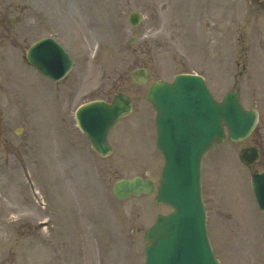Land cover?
Wrapping results in <instances>:
<instances>
[{
  "label": "rangeland",
  "instance_id": "rangeland-1",
  "mask_svg": "<svg viewBox=\"0 0 264 264\" xmlns=\"http://www.w3.org/2000/svg\"><path fill=\"white\" fill-rule=\"evenodd\" d=\"M19 7L24 22L8 25ZM132 10L144 13L136 27L127 21ZM263 14L246 0H0V264H143V233L169 207L155 193L117 200L112 186L123 176L160 177L145 95L153 80L184 68L205 75L219 99L235 88L260 111L249 137L227 138L205 156L202 184L222 263L264 264V212L250 182L264 169ZM45 35L75 60L66 80L52 82L24 59ZM137 66L151 71L143 85L130 77ZM117 91L132 96L134 110L111 131L114 151L104 157L74 126V113ZM250 145L261 149L253 168L238 156Z\"/></svg>",
  "mask_w": 264,
  "mask_h": 264
},
{
  "label": "water",
  "instance_id": "water-1",
  "mask_svg": "<svg viewBox=\"0 0 264 264\" xmlns=\"http://www.w3.org/2000/svg\"><path fill=\"white\" fill-rule=\"evenodd\" d=\"M135 21L137 23L139 19L136 18ZM47 42L52 47L48 50L51 54L46 51L41 52L43 43L38 42L30 49L28 57L44 73L53 79H59L67 68L54 70L49 60L54 56L53 49L59 55L61 63L65 57L58 52V47L56 48L53 42ZM148 76L145 69L133 72V78L138 83L145 81ZM147 96L158 112L160 146L167 153L165 177L177 175V194L174 197L163 194L162 198L170 202L178 198L179 210L171 217L160 218L158 224L146 234L153 242L152 246L147 248L150 258L147 264H167L169 254L182 238H200L206 242L203 210L199 197L200 209L196 216L191 206L197 196L193 189L199 192L200 163L204 153L211 145L219 144L224 138V123L229 126L230 136L233 139H241L252 128L257 114L254 110L249 112L243 110L236 92H229L223 102H216L204 85L203 78L194 75L179 76L171 84L159 81L150 87ZM130 108V98L118 94L111 104L98 101L88 104L79 112L80 124L98 151L103 154L110 152L107 134ZM258 156V150L254 147L241 151L242 159L249 165L253 164ZM148 183L149 181L144 182L140 177L122 179L116 182L115 194L125 198L133 193H140V190L150 191L151 184ZM255 183L256 193L259 199H262L264 174L259 175ZM211 260L204 264H216L213 259Z\"/></svg>",
  "mask_w": 264,
  "mask_h": 264
}]
</instances>
